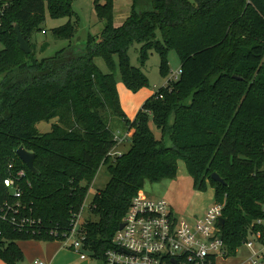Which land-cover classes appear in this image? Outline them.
<instances>
[{"label":"trees","instance_id":"trees-1","mask_svg":"<svg viewBox=\"0 0 264 264\" xmlns=\"http://www.w3.org/2000/svg\"><path fill=\"white\" fill-rule=\"evenodd\" d=\"M115 0H93L104 22L99 35L76 39L73 0H0V260L19 264L18 241L62 240L81 213L101 164L109 176L89 205L95 219L79 220L82 250L103 264V255L130 199L145 181L176 176L183 161L192 188L213 189L222 205L220 235L234 255L253 224L264 218V0H130V10L114 23ZM47 9L68 20L51 29L67 44L37 58L30 38ZM31 51L18 47L14 24ZM140 43L143 64L152 51L159 72H168L167 50L179 58L176 80L168 79L141 104L133 118L121 107L109 65L118 57L124 86L147 83L127 51ZM218 64L224 69L216 72ZM47 131L36 128L51 121ZM150 123L158 130L156 136ZM130 141L114 151L113 134ZM33 153L34 172L18 158ZM16 199L3 185L16 178ZM217 173L224 181L211 179ZM5 216V217H3ZM13 218V221L8 218Z\"/></svg>","mask_w":264,"mask_h":264},{"label":"rangeland","instance_id":"rangeland-1","mask_svg":"<svg viewBox=\"0 0 264 264\" xmlns=\"http://www.w3.org/2000/svg\"><path fill=\"white\" fill-rule=\"evenodd\" d=\"M127 3V4H126ZM126 5V12L130 10V0H115L114 2V17L122 16V8ZM72 8L75 15L72 16L71 21L77 20V31L78 34L76 39L85 38L88 34L99 35L103 29L104 22L99 20L95 14L93 8V0H73ZM68 19L66 17L53 18L49 15L47 9L44 12V21L40 26V30L32 33L30 42L35 56L37 58L47 57L53 55L57 50L62 48L67 44V41L62 39H55L51 33V29L60 25H63ZM77 39V40H79ZM139 47L140 43L132 44L128 51V59L132 66L140 68L147 78V83L140 86L136 91L127 89L120 77V69L118 64V57L116 54L112 55V63L109 65L101 56H95L93 58L94 63L102 72L113 73L115 79L116 91L119 97L121 107L126 113L127 117L132 118L135 116L136 112L140 108L141 104L146 100L150 94H152L157 88L166 84L168 79H171L172 74L179 70V58L173 49L167 50L166 57L168 63V72L166 75H162L159 72V55L156 51H152L148 54L147 59L144 63H140L139 58ZM2 45L0 43V49ZM224 65L218 64L216 72L224 69ZM51 121H39L36 123V128L40 132L49 130ZM150 127L153 129L154 134L158 136L159 132L154 128L152 123ZM130 146L129 140H123L114 147V151L124 152ZM109 176L106 172L105 164H101L97 169L92 182L87 190L85 200L83 202V208L80 214V220L90 218L95 219L91 215L89 210V205L92 200L93 195L104 187ZM177 183L176 188L171 192L167 188L168 192L174 197V202L170 198L166 197L174 213H177L180 217L192 219L193 216L196 217L200 213L201 209L204 211L209 208L213 202L212 193L213 189L207 186L206 191H194L191 187L190 178L185 169L183 161L179 160L177 163L176 176L172 178ZM172 188V187H171ZM149 197H159L156 193H146ZM176 204V206L174 205ZM202 213V214H203ZM201 214V215H202ZM36 241V242H35ZM71 241V239H69ZM38 242V243H37ZM41 245L43 254V259H46L48 264H79L83 259L79 258V254L76 250L70 248L62 240L53 241H41L34 240L32 242L33 248L25 247L24 259L19 264H33L30 258L36 256L39 253L38 245ZM248 249L246 247H239L234 255H229L225 257H217L216 264H247L245 262V257L248 255ZM87 264H101L99 261H95L86 253ZM85 260V259H84ZM1 264V263H0ZM5 264V263H4Z\"/></svg>","mask_w":264,"mask_h":264},{"label":"built area","instance_id":"built-area-1","mask_svg":"<svg viewBox=\"0 0 264 264\" xmlns=\"http://www.w3.org/2000/svg\"><path fill=\"white\" fill-rule=\"evenodd\" d=\"M178 74L179 70L175 71L171 79L176 80ZM125 138L126 134L120 135L119 131L113 134L117 144ZM22 174L19 170L16 178L9 176L3 180L16 199L21 196L17 180ZM221 211L222 205L213 201L202 215L189 220L174 213L166 199L149 197L140 191L131 197L121 220L123 226L113 234L103 264H216L217 257L228 256L218 223ZM80 214L62 241L84 260L82 237L77 236ZM253 224L258 228L249 231L239 247L248 249L247 264H264V218L256 219ZM32 262L46 264L39 259Z\"/></svg>","mask_w":264,"mask_h":264},{"label":"crops","instance_id":"crops-1","mask_svg":"<svg viewBox=\"0 0 264 264\" xmlns=\"http://www.w3.org/2000/svg\"><path fill=\"white\" fill-rule=\"evenodd\" d=\"M127 4V3H126ZM126 5H124L123 6V8H122V16L120 17H117V19L118 20H116V18L114 17V23L116 24V25H118V24H120L125 18H126V16L128 15V12H126L125 10H126ZM133 118V117H132ZM188 177H189V175H188ZM190 178V177H189ZM190 182H191V187H192V180H191V178H190ZM176 186H177V183L175 182V180L174 179H162V180H160L159 182H149V181H145L144 182V184H143V188L141 189V191L142 192H145L146 193V191H147V193H154V194H158L159 195V197H162V198H164V199H166V197L168 198H170V200L172 201V202H174V197H173V199L171 198L172 196L170 195V193L168 192V190H167V188L168 189H170L171 190V192L176 188ZM172 187V188H171ZM194 191H198V190H194ZM213 191V190H212ZM212 198H213V193H212ZM167 200V199H166ZM168 201V200H167ZM169 202V201H168ZM175 206H176V204H174ZM203 213V209H201V211H200V213L198 214V216H196V217H194L193 216V218L192 219H190V220H194V219H196L197 217H199L201 214ZM189 219V218H188ZM32 242H34V240H26V241H18V245L20 246V248L22 249V251H23V257H24V255H25V247H24V245H28V244H31V245H28V248H33V246H32ZM36 242V241H35ZM38 243V242H37ZM38 248H39V253H38V255H36V256H32L31 258H30V260L31 259H39V260H42V261H44L45 263L47 262L46 261V259H43V257H42V254H43V251H42V248H41V245L39 244L38 245ZM32 260V261H33ZM82 261H84V260H82ZM85 261H86V259H85ZM0 263L1 264H4V262H2L1 260H0ZM46 264H48V263H46Z\"/></svg>","mask_w":264,"mask_h":264},{"label":"water","instance_id":"water-1","mask_svg":"<svg viewBox=\"0 0 264 264\" xmlns=\"http://www.w3.org/2000/svg\"><path fill=\"white\" fill-rule=\"evenodd\" d=\"M14 32H15V36H16V41L18 43V47L21 51L25 52V53H29L31 51V48L29 47L28 43L25 41V39L22 37L21 32L19 31L18 25L15 23L14 24ZM79 39V37L77 38ZM16 154L18 156V158L25 164V166L32 172L35 171L34 167H33V163H32V159H33V153L26 150L23 146H19L16 149ZM211 179H213L216 182L219 183H224L223 179L215 172H212L210 174ZM218 223L221 226L223 224V218L220 217L218 219ZM123 226V223L120 222L118 224V228H121ZM79 264H87V261H82Z\"/></svg>","mask_w":264,"mask_h":264}]
</instances>
